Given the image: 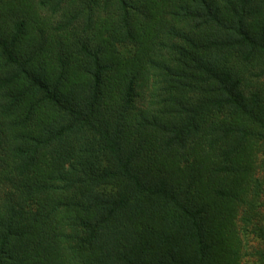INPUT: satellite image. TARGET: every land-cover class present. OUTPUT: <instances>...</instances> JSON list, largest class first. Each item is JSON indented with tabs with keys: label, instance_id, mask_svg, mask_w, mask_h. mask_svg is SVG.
Segmentation results:
<instances>
[{
	"label": "trees",
	"instance_id": "trees-1",
	"mask_svg": "<svg viewBox=\"0 0 264 264\" xmlns=\"http://www.w3.org/2000/svg\"><path fill=\"white\" fill-rule=\"evenodd\" d=\"M264 0H0V264H264Z\"/></svg>",
	"mask_w": 264,
	"mask_h": 264
},
{
	"label": "rangeland",
	"instance_id": "rangeland-1",
	"mask_svg": "<svg viewBox=\"0 0 264 264\" xmlns=\"http://www.w3.org/2000/svg\"><path fill=\"white\" fill-rule=\"evenodd\" d=\"M260 221L264 222V207L259 209ZM261 248L260 242L251 234L246 240V255L243 264H260L258 261L257 251Z\"/></svg>",
	"mask_w": 264,
	"mask_h": 264
}]
</instances>
